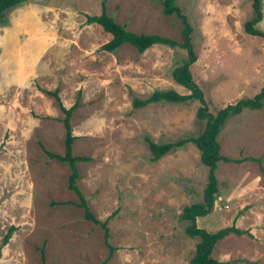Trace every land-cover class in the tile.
<instances>
[{
    "label": "rangeland",
    "instance_id": "obj_1",
    "mask_svg": "<svg viewBox=\"0 0 264 264\" xmlns=\"http://www.w3.org/2000/svg\"><path fill=\"white\" fill-rule=\"evenodd\" d=\"M175 2L192 26L197 59L190 71L209 110L257 93L264 86V41L243 27L254 14L252 0ZM102 3L127 30L182 42L180 20L162 12L161 0H22L5 12L0 264H41L40 248L46 264H190L198 237L185 233L180 213L202 200L208 168L192 142L152 160L143 137L161 143L198 135L205 125L196 117L199 102L132 105L155 89L188 93L171 76L185 49L154 44L138 52L123 43L100 50L111 35L86 16L100 14ZM261 13L255 26L264 31V0ZM47 90H57L65 108L76 102L71 150L90 157L76 163V184L92 213L109 217L116 250L107 261L102 228L83 218L67 188L68 164L41 148L64 152V114ZM217 140L229 161L218 162L216 200L196 223L211 232L233 223L246 230L217 242L212 256L221 264H264V107L229 117ZM10 225L15 229L3 244Z\"/></svg>",
    "mask_w": 264,
    "mask_h": 264
},
{
    "label": "trees",
    "instance_id": "obj_2",
    "mask_svg": "<svg viewBox=\"0 0 264 264\" xmlns=\"http://www.w3.org/2000/svg\"><path fill=\"white\" fill-rule=\"evenodd\" d=\"M21 1L22 0H0V22H4L5 12L9 8L18 5ZM175 1L176 0H161L162 12L165 15L173 14L180 20L181 43L177 42L175 39L158 34L135 33L127 30L124 24L117 23L114 18L106 12L103 3L100 14L87 15L86 19L88 22L99 24L104 31L111 35L109 40L100 45V50L114 52L123 43H129L138 52H143L154 44H162L169 47L180 46L185 49V56L172 67L171 76L176 83L187 89L188 93L183 94L174 89H155L147 97H134L132 105L133 107H142L149 103L159 101L183 102L188 99L198 100L199 106L196 110V117L205 121L204 129L201 133L195 136L184 137L176 141L161 143L154 142L147 136H144L143 138L147 142L152 160H158L173 146H181L186 142H192L199 150L201 161L208 168L207 182L203 189L202 200L185 205L180 213V218L188 222L184 227L185 233L190 237H198L194 253L190 258V264H221L220 261L212 256L213 249L217 242L230 233L241 235L245 233L246 230L240 229L233 223L229 226L220 228L217 231L211 232L207 231L205 228L199 227L196 223V218L199 216H205L212 210L218 194L215 170L219 161H229V158L220 153V144L217 140L218 133L229 117L239 114L243 109H260L264 107V86L251 97H241L237 101L228 103L219 108L215 113L211 112L208 108L201 87L195 82L190 71L191 64L197 59V55L191 42L192 26ZM261 1L262 0H252L254 14L250 19L243 23V27L247 34L260 36L264 41V31L255 26L262 17ZM47 93L54 96L64 114L61 119L65 129L63 138L64 152L63 154L55 153L46 150L44 146L40 144L41 148L49 158L57 159L60 162H66L68 164L70 171L67 177V188L74 191L78 196L79 202L77 205L82 208L83 218L102 228L103 243L108 250L105 260L107 261L112 257L113 252L116 250V247L109 241L110 234L107 225L109 217L104 220L98 219L89 209L85 196L81 193L76 184V180L79 177L76 163L79 161L90 160L89 156L74 155L71 150L75 136L72 134L69 118L72 110L76 107V102L65 108L64 105H62L57 90H47ZM14 229L13 225L8 227L3 237V244L7 242ZM40 260L41 264H46L42 248H40Z\"/></svg>",
    "mask_w": 264,
    "mask_h": 264
},
{
    "label": "crops",
    "instance_id": "obj_3",
    "mask_svg": "<svg viewBox=\"0 0 264 264\" xmlns=\"http://www.w3.org/2000/svg\"><path fill=\"white\" fill-rule=\"evenodd\" d=\"M3 38H6V36H3ZM8 40V39H7ZM7 40H6V42H7ZM8 44V43H7ZM29 65V64H28ZM27 68V67H26ZM31 71V67H29V71H26L25 70V73H24V75H23V77H25V76H27L28 75V73ZM21 73H22V70L20 71ZM21 76H19V78H20ZM22 79V78H21ZM17 80H20V79H17Z\"/></svg>",
    "mask_w": 264,
    "mask_h": 264
}]
</instances>
